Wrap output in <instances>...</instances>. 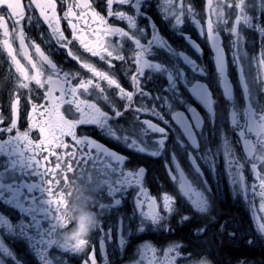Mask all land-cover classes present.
Masks as SVG:
<instances>
[{
  "label": "flooded vegetation",
  "instance_id": "obj_1",
  "mask_svg": "<svg viewBox=\"0 0 264 264\" xmlns=\"http://www.w3.org/2000/svg\"><path fill=\"white\" fill-rule=\"evenodd\" d=\"M89 2L101 14L106 11V0ZM39 3L0 0V114L7 122L10 94L19 90L18 122L24 129L19 135H31L27 120L40 132L35 141L38 150L28 153L35 162L24 169V179L37 185V203L47 207V192L41 189L48 187L51 166L66 167L72 162L74 171L67 174L68 181L95 174L99 179L96 191L109 204L102 218V226L113 230L112 240H106L107 264H150L152 252L141 247L148 243L162 249L169 242L179 245L177 251L182 255L190 253L187 264H264V236L256 230L257 218L264 221L258 181L246 164L249 191L244 199L229 182L225 160L226 152L243 159L244 141L260 139L258 130L249 131L248 125L253 118L259 122L264 114V65L258 63L264 49L260 34L264 33V0H128L113 5V11L124 12L125 18H109L119 32L109 35L88 21L92 30L85 40L73 34L64 18L66 6L75 0H55L58 26L66 37L62 41L41 15ZM74 11L79 14V9ZM247 17L251 19L245 23ZM73 23H77L75 18ZM208 25L215 28L225 50L223 80L213 47L202 35ZM78 27L85 28V21H79ZM233 28L248 54L241 64L250 96L242 89L241 73L228 48L234 39L229 34ZM21 31L23 48L17 35ZM5 39L25 72L39 74V83L30 81L28 88H20ZM36 46L47 59L36 52ZM25 50L36 64L29 63ZM224 80L230 95L225 93ZM198 86L207 90L208 101L193 91ZM190 109L200 120V126L193 129L195 145L173 119V113H183L194 125ZM64 124L71 126L74 136L67 135ZM89 155L98 159L83 162ZM57 156L62 159L57 161ZM4 159L0 156V170ZM101 162L111 167L104 168ZM60 180L64 184L62 175ZM209 188L210 211H193L192 199L207 195ZM165 196L172 210L161 218ZM116 198L120 203L112 204ZM23 212L22 207L0 203V220L7 221L0 223V264L14 260L21 264L25 259L22 249L15 256L3 251L4 245L17 247L12 236L17 234ZM118 219L127 241L122 251ZM99 237L97 231L91 241L97 264H104ZM69 259L70 264H80L78 257ZM32 264L37 262L33 259ZM177 264L185 262L177 258Z\"/></svg>",
  "mask_w": 264,
  "mask_h": 264
},
{
  "label": "snow or ice",
  "instance_id": "obj_2",
  "mask_svg": "<svg viewBox=\"0 0 264 264\" xmlns=\"http://www.w3.org/2000/svg\"><path fill=\"white\" fill-rule=\"evenodd\" d=\"M128 0H106V11L104 14L97 11L95 7L89 2V0H75V3L68 4L64 12V18L68 19L69 27L72 29L73 34L79 33V38L85 40L88 38L89 28L91 26L87 23L91 21L93 24L97 25L98 28L102 29L109 35H115L120 29L112 24L109 18L115 16L118 19L125 18V13L120 11H113V5L116 3H127ZM41 15L46 21H48L50 27H52L53 32L56 33L59 40H65L66 37L64 33L59 29V19L56 14V3L55 0H41V3L37 5ZM74 9H79V14H77ZM50 13V14H49ZM73 18L76 19L77 23H73ZM251 17L245 18V23H247ZM85 21V28L78 27L79 21ZM195 22V21H194ZM92 30V28H91ZM259 31V30H258ZM237 29L233 28L229 33L234 37L233 41L228 45L229 50L232 52V63L236 64L241 73V86L244 90L245 95L250 96V85L245 79L244 69L241 64V58L247 57V52L238 43V37H236ZM5 37H8L9 33H4ZM262 39H264V33H260ZM18 37L20 39L21 47H24V33L19 32ZM202 35H206L208 41L211 43L213 50L215 52V59L217 64V69L222 77L225 76L227 61L225 56L224 47L221 46L219 34L216 32L212 25H208L206 28L203 27ZM10 58L15 65L16 72L19 74L18 79L20 81V88H28L30 81H35L39 83V74L36 76H30L21 66L19 60L13 55V49L8 39L3 41ZM195 46V45H194ZM197 50H199L197 46ZM36 52L41 55L43 59L47 57L43 56L39 46H36ZM25 56L28 58L31 65L36 64L32 61L31 57L28 56L27 50H25ZM252 59H256L253 55ZM260 65H264V49L261 50L259 54ZM224 82L225 93L230 95V88L226 80ZM54 87L59 86L58 82H52ZM193 91L197 95H200L205 101L209 100V94L206 89L202 86L198 88H193ZM131 99V97H130ZM9 109L11 112L10 118L7 122L6 118L0 114V156L4 159V168L0 170V203H3L6 207L10 208H20L24 209L21 214V218L17 221L16 235L12 236L13 241L16 243L17 247L12 248L10 245H4L3 251L9 252L12 256L18 249H22L25 254V259L21 261V264H32L34 259L37 264H70V257H78L80 259V264H97V259L95 256V245L92 243L91 239H83L79 236L74 235L71 239L64 235L68 230V222L64 220L63 216L60 214V209L66 206L67 201L65 199V193L60 190L61 180L60 176L63 177V183H68V173L73 172L72 162H67L66 167H62L59 163L52 165L50 168L51 179L47 181L48 187L46 189H41V191L47 192V199L44 203L47 207H41L40 203H37V197L35 196V189L37 185L34 183H28L24 179V169L31 167L34 163L33 156H29L28 153H35L38 148L35 145V141L38 140L40 132L39 129L33 127L30 120H27V128L31 130L30 136L21 137L20 132L24 131L19 126V109H20V91L18 90L15 95L10 94ZM193 120L195 124L192 125L188 122V119L183 115V113H173V119L181 124L184 130L188 133L189 139L195 145L197 143L194 137L193 129L200 126L199 117L196 116L194 110ZM64 128L68 129L67 135L74 136L75 133L71 132V126L64 124ZM249 131L258 130L257 135L260 137L257 142H252L250 140L244 141V151L245 156L243 159L235 157L233 154L226 152L225 160L227 164V170L229 173V182L233 185L234 191L238 192L244 199L248 197L249 185L246 183V178L244 175L245 165L249 166V170L252 175L258 181L260 188V195L264 198V114L260 115L259 122L255 118L250 120L248 125ZM153 128H156L153 125ZM34 130L38 134H34ZM156 130L163 132L164 129L156 128ZM64 133L62 132V135ZM244 133H241L243 136ZM83 142V138H81ZM72 143L74 146H78L77 140L73 139ZM162 143V142H161ZM99 147V146H98ZM51 149V145H49ZM71 155H75L72 153ZM57 161L61 160L62 157L57 156ZM88 159L95 161L98 157H91L90 155L83 160V162ZM103 164V162H101ZM104 168L111 167V164H103ZM139 170V169H138ZM132 171V170H129ZM146 173V170H144ZM20 175H17V173ZM128 181H132V177H128ZM257 185L253 183L251 185V190L255 192ZM210 188L205 191L207 195H199L196 199H192L191 203L193 206V211L198 213H207L210 211ZM126 195V193H125ZM203 198V199H202ZM197 201H202L199 205ZM174 202V198H173ZM120 198L112 200V204H119ZM154 206V205H153ZM264 207V205H262ZM172 210V202L169 201L167 196H165L163 204V212L159 213L160 217L163 214H168ZM100 211L102 213L106 212L105 204L102 201L100 204ZM153 222L156 219L153 218ZM0 223L7 224L6 220H0ZM224 225H220V229L223 230ZM256 230L261 235L264 236V221L257 218L256 220ZM100 232L99 245L104 257V264H107V253L105 251L106 240H112V228L109 227L105 229L103 226L98 229ZM117 234L119 236V246L121 251L123 250L125 244L127 243L122 225L117 223L116 228ZM229 235L234 236V233ZM2 239V236H0ZM249 244L253 243L252 240L248 241ZM179 245L169 242L168 245L162 249L153 247L151 244H144L141 248H147L152 252V259L150 264H177V258H181L185 264L188 262L190 253H185L182 255L180 251H177ZM158 253L162 255L158 256ZM3 257H0L2 260ZM19 260V256L15 257ZM15 264V260L13 261ZM135 264H140V261H135ZM242 264V262H241Z\"/></svg>",
  "mask_w": 264,
  "mask_h": 264
},
{
  "label": "clouds",
  "instance_id": "obj_3",
  "mask_svg": "<svg viewBox=\"0 0 264 264\" xmlns=\"http://www.w3.org/2000/svg\"><path fill=\"white\" fill-rule=\"evenodd\" d=\"M99 184L98 177L93 174L88 177H70L67 184L60 185L65 193L66 206L60 209V214L68 222V230L64 233L69 239L74 235L83 239H91L92 235L103 224L105 213L100 211V193L96 191ZM106 210L109 204L103 201ZM207 264H211L210 261Z\"/></svg>",
  "mask_w": 264,
  "mask_h": 264
}]
</instances>
